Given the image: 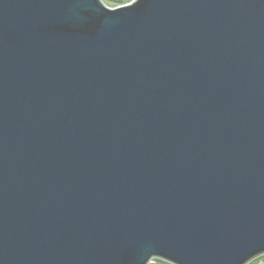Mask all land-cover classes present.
<instances>
[{
  "label": "water",
  "instance_id": "water-1",
  "mask_svg": "<svg viewBox=\"0 0 264 264\" xmlns=\"http://www.w3.org/2000/svg\"><path fill=\"white\" fill-rule=\"evenodd\" d=\"M264 255V0H0V264Z\"/></svg>",
  "mask_w": 264,
  "mask_h": 264
},
{
  "label": "rangeland",
  "instance_id": "rangeland-1",
  "mask_svg": "<svg viewBox=\"0 0 264 264\" xmlns=\"http://www.w3.org/2000/svg\"><path fill=\"white\" fill-rule=\"evenodd\" d=\"M133 0H104V2L109 7H118L129 4ZM150 264H156L155 260H153ZM248 264H264V255L252 260Z\"/></svg>",
  "mask_w": 264,
  "mask_h": 264
},
{
  "label": "trees",
  "instance_id": "trees-1",
  "mask_svg": "<svg viewBox=\"0 0 264 264\" xmlns=\"http://www.w3.org/2000/svg\"><path fill=\"white\" fill-rule=\"evenodd\" d=\"M156 264H170L168 262L162 261V260H155Z\"/></svg>",
  "mask_w": 264,
  "mask_h": 264
}]
</instances>
